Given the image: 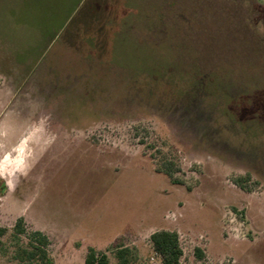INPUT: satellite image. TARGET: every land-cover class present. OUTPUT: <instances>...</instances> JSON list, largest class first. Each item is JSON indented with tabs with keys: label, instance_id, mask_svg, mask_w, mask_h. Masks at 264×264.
Returning a JSON list of instances; mask_svg holds the SVG:
<instances>
[{
	"label": "rangeland",
	"instance_id": "374dc122",
	"mask_svg": "<svg viewBox=\"0 0 264 264\" xmlns=\"http://www.w3.org/2000/svg\"><path fill=\"white\" fill-rule=\"evenodd\" d=\"M1 185L0 264H264V0H0Z\"/></svg>",
	"mask_w": 264,
	"mask_h": 264
},
{
	"label": "trees",
	"instance_id": "16d2710c",
	"mask_svg": "<svg viewBox=\"0 0 264 264\" xmlns=\"http://www.w3.org/2000/svg\"><path fill=\"white\" fill-rule=\"evenodd\" d=\"M158 171L167 177H171L172 167L168 163H163ZM1 189H5L3 185ZM21 220L17 221V227L20 226ZM33 239L38 242V245H33L31 251L23 252L27 259L35 260L37 264H52V260L48 252L44 249L46 239L41 233H34ZM150 241L153 250L161 259L162 264H179L182 257V250L179 245L178 234L174 231L158 230L150 236ZM129 250L121 248L116 252L117 264H130L128 258ZM200 257V254L198 255ZM85 264H108V259L105 254L97 255L90 250L87 254Z\"/></svg>",
	"mask_w": 264,
	"mask_h": 264
}]
</instances>
